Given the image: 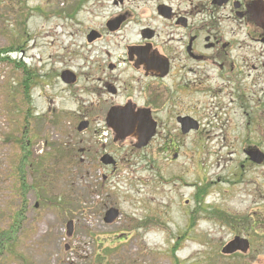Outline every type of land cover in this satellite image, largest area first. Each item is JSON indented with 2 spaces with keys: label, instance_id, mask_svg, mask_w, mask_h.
Instances as JSON below:
<instances>
[{
  "label": "rangeland",
  "instance_id": "rangeland-1",
  "mask_svg": "<svg viewBox=\"0 0 264 264\" xmlns=\"http://www.w3.org/2000/svg\"><path fill=\"white\" fill-rule=\"evenodd\" d=\"M60 2L0 0V49L27 61L23 75L0 59V264H264V165L246 161L249 144L233 143L238 130L228 131L232 142L190 140L176 161L157 155L158 145L143 153L112 146L118 171L102 165L111 133L78 130L71 95H84L57 76L83 73L89 55L61 31ZM32 74L36 85H22ZM253 132L249 147L264 152V136ZM112 208L119 218L108 225ZM236 236L250 250L221 253Z\"/></svg>",
  "mask_w": 264,
  "mask_h": 264
},
{
  "label": "flooded vegetation",
  "instance_id": "flooded-vegetation-1",
  "mask_svg": "<svg viewBox=\"0 0 264 264\" xmlns=\"http://www.w3.org/2000/svg\"><path fill=\"white\" fill-rule=\"evenodd\" d=\"M55 13L72 47L82 39L89 49L83 73L70 67L57 76L70 94L84 95H71L78 127L111 133L99 161L105 154L115 161L105 168L119 169L112 146L143 153L158 145L157 155L176 161L180 146L205 135L232 142L228 131L238 130L233 143L249 144L244 155L253 128L264 136V0H64ZM14 53L8 62L25 75ZM36 78L22 85L35 86ZM119 121L135 129L120 132ZM141 135L152 137L137 149Z\"/></svg>",
  "mask_w": 264,
  "mask_h": 264
},
{
  "label": "water",
  "instance_id": "water-1",
  "mask_svg": "<svg viewBox=\"0 0 264 264\" xmlns=\"http://www.w3.org/2000/svg\"><path fill=\"white\" fill-rule=\"evenodd\" d=\"M68 74H71V73L64 72L63 80L66 83H74V78L72 77L73 75H68ZM118 115H120V113L112 112L110 114V117L114 118V120L116 121L118 120ZM119 122L117 123L118 125L117 128L120 132L122 130H127L129 132L135 129V125H134L135 122H132V123L120 122L121 126L119 125ZM143 129L145 130L146 128L144 127ZM78 130L80 132L87 130L86 122L81 123V125L78 127ZM141 136L142 137L140 138V140H142L141 141L142 143L136 146L138 149L147 147L149 143L148 141H150L152 137L151 135H141ZM246 155L250 158L252 162L255 163V165L256 164L262 165L264 163V153L260 150L249 149L246 151ZM102 162L104 163V165H109L110 163H114V160L109 155H105L102 158ZM118 217H119V211L117 209L112 208L106 213L105 223L112 224L118 219ZM72 225L73 223L70 221L69 233H68L69 236L72 235V230H71ZM249 249H250V242L248 241V239L240 237V236H236L233 241H230V243L223 248L221 253L225 255H232L237 252H242L243 254H246L249 251Z\"/></svg>",
  "mask_w": 264,
  "mask_h": 264
},
{
  "label": "trees",
  "instance_id": "trees-1",
  "mask_svg": "<svg viewBox=\"0 0 264 264\" xmlns=\"http://www.w3.org/2000/svg\"><path fill=\"white\" fill-rule=\"evenodd\" d=\"M8 47L7 48H2V49H0V56H1V58L0 59H2L3 60V58H4V60L5 61H8ZM24 164L26 163V160H27V156H24ZM24 172V174H23V188L24 189H27L28 188V185L25 183V171H23ZM205 190H206V188L205 189H203V192H205ZM208 193V192H207ZM207 193H202V194H205L204 196H207ZM202 194H200V195H202ZM204 196H201V199H203L204 198ZM26 203H27V200H26ZM21 212L18 214V216H17V218H18V220H19V217L21 216ZM18 220H16L15 221V225H13L12 226V228L11 229H13V231H11V232H14L15 231V228H17V222H18ZM253 224H257L256 223V221H254V220H252V224H251V230L252 231H254V232H258L257 230H258V228H254V225ZM260 224H259V222H258V226H259ZM1 246L2 247H0V248H3V244H1ZM1 252V251H0ZM101 261V260H100ZM102 263V261L101 262H99V264H101Z\"/></svg>",
  "mask_w": 264,
  "mask_h": 264
}]
</instances>
